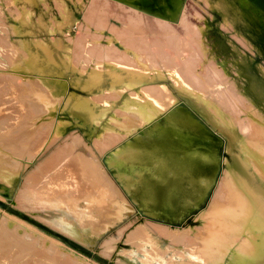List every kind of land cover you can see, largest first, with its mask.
Segmentation results:
<instances>
[{
	"label": "rangeland",
	"instance_id": "1",
	"mask_svg": "<svg viewBox=\"0 0 264 264\" xmlns=\"http://www.w3.org/2000/svg\"><path fill=\"white\" fill-rule=\"evenodd\" d=\"M17 16L21 17V21ZM161 22L173 29L172 31L189 46L186 54L175 50V46L172 48V35L166 28L161 27ZM138 27L142 33L137 30ZM196 29L203 40L204 52L200 51V46L194 41ZM54 41L62 43L61 46H57ZM20 49H23L24 53ZM171 57L172 59H169ZM32 59L38 62L33 63ZM185 59L190 63H184ZM25 60H29V63ZM199 61L202 62L201 68L198 67ZM41 63L43 69L40 67ZM190 67L193 68L192 71ZM130 69L135 71L131 72ZM93 70V74L97 76L90 74ZM111 71L121 73V81H115L110 76ZM175 72H178L180 77L182 75L181 79ZM131 73L135 74L132 76ZM197 73L201 75L198 76ZM206 73L208 75L206 80H211L203 83L200 78L207 76ZM185 75L192 79V89L187 90V87L181 84L182 78L188 80ZM93 76L104 80L103 84L92 86L91 83L95 79ZM56 78L66 81L64 86L67 85L69 88L67 95L60 93L63 84H55ZM41 81H44L48 88ZM196 82L199 84H195ZM114 83L120 92L113 95L117 98L101 100L104 90L111 88ZM207 83L215 87L209 86L213 89L208 90L207 100L200 101L201 96L192 90H202ZM160 85H164L168 94L175 99L171 107L182 106L188 109L214 136L219 137L224 151L230 146L229 137L209 120V110L215 112L219 109L220 103L217 102L227 101L236 121L234 131L244 139L246 136L243 129L252 124L250 121L255 122L249 114L257 111L264 119V0H0V112L3 113L0 115V130H7L6 132L13 137L7 138L6 143L17 142L20 137L26 138L29 134H37L41 126H49L52 122L40 123V119L49 116L52 106L62 100L59 103L60 110L56 112L58 120L56 135L47 139L32 161H29L28 154L20 158L23 169L13 186L9 187L0 182V185L9 189L0 190V209L34 226L43 234L96 264L151 263L147 253L149 254L152 247L139 236L141 226L158 239L160 257L163 260L173 264H184L183 259L187 262L193 259L196 264H212L200 261L192 255L188 248L190 245L188 240L181 242L163 233L164 229L160 225H169L168 220L165 222L161 216L150 214L148 209L137 203L134 196L128 192L123 183L126 181L119 177L120 175L139 177L140 172H143L139 167L141 164L133 165L134 167L123 161L119 166L110 164L112 151L128 140L135 139L137 134L147 130L150 123L157 118L161 122L164 121L162 116L166 111L163 106L169 98H163V101L147 99L149 107L151 106L150 110L148 108L145 114H134L133 118L123 114L122 109L131 94L135 92L140 94L148 87ZM44 87L47 89H43ZM52 90L56 91V96ZM86 98L90 99L95 112L102 109L108 111L103 119L90 125H86L84 121L86 112L90 109H86ZM6 103L11 106L6 107ZM150 103L156 105L152 106ZM248 105L253 107L254 111H249ZM157 108L161 113H158ZM230 116L229 112L225 119L229 120ZM137 118L141 120H133ZM240 123L243 125L242 128ZM107 126H113L120 138L118 141L100 144L97 142L98 136L105 132ZM250 127L247 128L246 135L251 134L255 141L259 140L264 144V133L259 132L264 127L259 128L257 124ZM253 127H256L255 130ZM77 138L80 140L76 141ZM39 142L35 141L34 144L39 145ZM71 144H75V147ZM232 145L234 146L232 152L235 148L244 159L250 158L246 151L241 149L240 144ZM63 149L66 155L59 159ZM79 157L81 159L77 162L81 174L76 177L74 166L71 164ZM228 160L229 164L234 165L231 155ZM93 162L92 170L87 164L91 165ZM42 164L43 167L40 168ZM161 164L157 162L151 167L154 170L159 169ZM251 168L253 167L250 166ZM104 169L127 199L128 209L125 210L126 206L118 205L116 199L112 198L110 190L104 186L102 175L108 177ZM168 170L167 173L174 174L171 168ZM220 172L218 180L222 175V169ZM35 173L41 175L33 181L30 175ZM255 174L258 176L257 172ZM154 175L160 174L154 171ZM94 185H97V188ZM217 188L218 182L211 188L201 206L192 211V214L195 213L194 216H199L209 209ZM6 192L11 198L5 195ZM188 199L187 203L195 201ZM13 209L17 211L15 215ZM122 215V220H116ZM259 219V225H263L264 218ZM112 223L115 224L110 227ZM152 223L154 227L159 228L155 230ZM196 224L202 226L204 221ZM106 227L110 228L99 234ZM176 227L181 229L178 225ZM160 231L162 232L159 233ZM196 232L194 228L191 236H195ZM240 243L236 242L234 247ZM255 244V247H260L261 251H264V236L257 238ZM11 247L13 252H10V256V253L7 255L5 250L0 249L1 259L8 256L5 264H24L26 258L24 254L16 253V246ZM231 255L232 252L225 255L224 264H229ZM22 256L24 259L19 261ZM27 256L30 257L27 264H53L55 259L48 257H43L44 260L37 259L32 253ZM252 258L253 254L241 258L239 264H264V257L257 262ZM55 261V264H61L59 259Z\"/></svg>",
	"mask_w": 264,
	"mask_h": 264
},
{
	"label": "bare ground",
	"instance_id": "2",
	"mask_svg": "<svg viewBox=\"0 0 264 264\" xmlns=\"http://www.w3.org/2000/svg\"><path fill=\"white\" fill-rule=\"evenodd\" d=\"M180 9H181V7H180ZM24 12H23V14H24ZM67 18H69V17H67ZM17 19L20 20L21 17H18ZM28 24H30V23H28ZM160 24H161L162 28H166L167 31L170 32L169 34L172 35V38H171V41L173 44L172 48H174V46H175V48H176L175 50H178L180 53L183 52V54L184 53L186 54V52L190 49L189 46H187L181 40L179 35H176L175 32L172 31L173 29L169 28L163 22H161ZM139 27H140V25H139ZM139 27L137 28V30L139 29L140 33H142V31ZM131 28L132 27H130V29ZM135 33H136V31H135ZM194 33H195L194 34L195 35L194 41L200 46V48H201V49L199 48L200 51L202 50V52H204L203 51V45H202L203 40L200 36L198 29H196ZM15 42H13V43H15ZM19 42L22 44L21 41H19ZM37 42H39V41H37ZM59 42H60V40H59ZM13 43H12V47H13ZM61 44L56 43L57 46L58 45L61 46ZM26 45H28V44H26ZM26 45H25V47H26ZM36 47H39V46H36ZM71 47L72 46H70V48ZM17 48H19V46ZM178 51H176V52H178ZM21 52L24 53V50L22 49ZM26 52L27 51H25V53ZM179 52H178V54H179ZM23 55H25V54H23ZM35 55H37V54H35ZM71 56H72V54H71ZM17 57H18V55L16 56V58ZM19 59H21V58H19ZM169 59H172V57ZM169 59H168V61H169ZM32 60H31V62H32ZM36 60H37V58H36ZM121 60L125 61V59H121ZM151 60H152V58H151ZM182 60H184V57ZM25 61L28 62L29 60H25ZM188 61L186 62V59H185L184 63L185 62H186V64L190 63ZM37 62L34 61L33 63H37ZM119 62H121V61H119ZM148 62H150V61H148ZM164 62H166V61H164ZM143 64H144V61H143ZM33 65H36V64H33ZM71 65H69V66L71 67ZM41 66H43L42 63L40 64V67ZM135 66H137V65H135ZM188 66H189V64H188ZM201 66H202V62L199 61L198 67L201 68ZM74 67H76V66H74ZM195 67H196V65H195ZM221 67L222 66H219V68H221ZM72 68H73V66H72ZM176 68L178 69L179 67L177 66ZM41 69H43V68L41 67ZM122 69L127 70V68H122ZM190 69L192 71L193 68L190 67ZM190 69H188V70H190ZM215 69H216V67H215ZM39 71H40V69H39ZM129 71L133 72L135 70L130 69ZM41 72L42 71H40V73ZM93 73H94V70L90 74H93ZM96 73H98V71ZM175 73H178V72H175ZM193 73H194V71H193ZM38 74H39V72H38ZM81 74H83V73H81ZM134 74L135 73H133V75ZM194 74H196V72ZM199 74L197 73L198 76H199ZM14 75H16V73ZM93 75H96V74H93ZM131 75H132V73H131ZM178 75H179V73H178ZM206 75H207V73H206ZM90 76H92V75H90ZM110 76H112L114 79H116V78L122 77V74L119 73L118 71H111ZM185 76L188 78V80H186V78L185 79L182 78L181 84L183 86L187 87V90H188V88L192 89L191 88V87H193L191 84L193 82V81H191L192 79L191 78L189 79V77L187 75H185ZM21 77H23V76H21ZM93 77H95V76H93ZM93 77H91V78H93ZM144 77L145 76H143V78ZM178 77H180V75ZM181 77H182V75H181ZM181 77H180V79H181ZM207 77H208V75L205 77L202 76L201 78L200 77L199 78L201 79V82L204 83L205 81L207 82V80L208 81L211 80V79L206 80ZM41 78H43V77H41ZM95 78H97V77H95ZM180 79H178V80H180ZM44 81H41V82L44 83ZM195 81H196V79H195ZM46 82H47V80H46ZM54 82H55V84H57V83L60 85L63 84V86H61V89L57 85L60 89L59 90L60 93L63 92L66 95H67V93H69L68 86L67 85L64 86V84H66L65 83L66 81L64 82V80H58L56 78ZM30 83H28V84H30ZM197 83L198 82H196L195 84H197ZM45 84L46 83H44L43 85H45ZM181 84H180V86H181ZM190 84H191V86H189ZM2 85H4V84H2ZM202 85L204 86V84H202ZM199 86H198V88H200ZM209 86H213V85H211V83H210V85H208V83H207L206 86L203 87L202 90H199V89L198 90H194V89L192 90L194 92L197 91L196 93H198L201 96L202 100H200V98H198V100L203 101L206 99L207 95L209 94L208 90L212 88V87L210 88ZM21 87H22V85H21ZM25 87H27V86H25ZM51 87H52V85H51ZM53 87H54V84H53ZM214 87H215V85L213 86V88ZM11 88H13V87H11ZM47 88L44 87L43 89H47ZM113 88L114 87H112L111 89H113ZM192 91L190 90L191 93H192ZM207 91H208V93H207ZM46 92H47V90H46ZM55 92L53 91L54 95L56 96ZM50 93H52V92H50ZM57 94L59 95V92ZM131 95L132 96L128 98L127 103H126V109L129 113H132L131 116H133L134 114H137L138 111H140V113H142V114L143 113L145 114V112H147L146 110L148 108L150 110L151 106L149 107V105H148L149 103L147 102V99H157L158 101H160L163 98L164 99L169 98L168 102L164 106L162 105L164 107L163 108L164 111H166L165 115L162 116L164 118V121L161 122L157 118L156 121L150 123V126L148 127L147 130L145 129V131L137 134L135 136V139L128 140L127 142H125L124 146L119 149V153H117V154L114 153L115 155H117V156L114 155V157H113L115 161H112L110 163L111 165H115V166L118 165L119 166L121 161H123V162L130 164V165L132 164V167H134L135 165H140V164L142 165V166H139L142 169L141 171H143V172H140L139 177L134 178V177L129 176V175H126V176L120 175V177H119V179H123L124 181H126L123 183L125 184V187L127 188L128 192L134 196V200L137 203H139L140 205L145 206L148 209V212L150 214L159 215L164 219V221L168 220V222L170 223L169 225H163V224L160 225L164 229V231L162 230L163 233L165 232L167 235L173 236L174 238L178 239L181 242H185L186 240H188L189 244H190L188 247L190 253L192 255H195L200 261H207V262H211L212 264H224L223 258L225 257V255L228 252L229 253L232 252V255L229 257V264H239V261H240L239 259L249 257V255H251V254H253L252 259L255 260V262L259 261V259L261 257H264V251H261L262 249L260 247H255L256 246L255 241L257 238H261L262 235L264 236V224L259 225V223H258V222H260L259 217L264 218V144H261L259 142V140L255 141L256 139H253L250 136L251 134L246 135V131H247V128H249L251 125L253 126V125L257 124L259 128L261 126L264 127V119H263L262 115H260L257 111L249 114L251 119H253L255 122L250 121L252 124H249L247 128L245 127L246 129H243V132L245 131L244 134L246 136L243 139L239 135L238 132L234 131V128L236 126V121L233 118V115L231 113V110L229 109V105H228L227 101H224L221 99L222 100L221 102H217V103H220L219 109L216 110L215 112H212L211 110H209V120L219 130L225 132L229 137L230 146L228 148H225V151H224V150H222V143H221L219 137L214 136L201 121H199L198 119H196L194 117V115L188 109H185L182 106H177L175 108L171 107V105L174 104L175 99L173 97H171L170 94H168V91L166 90V87L164 85L148 87V88L144 89V91L142 92V95H140V96L137 94H131ZM209 97H210V95H209ZM211 97H213V95H211ZM16 98H18V97H16ZM52 98H54V97H52ZM109 98H111V97H109ZM194 98H196V96ZM59 99H62V98H59ZM208 99H210V98H208ZM88 101H87L88 104L84 101L86 103V109L87 110L89 109V106H90L89 105L90 101L89 102ZM60 102H62V100L57 102L55 104V106H52V108L53 107L54 108L53 109L51 108L49 116L40 119V123H42V122H44V123L52 122V123H49L50 124L49 126L48 125L41 126V128H40L39 132H37V134H34V135L29 134L26 136V138L20 137L17 142H13V143L9 144V143H6V141H7V138L13 139L12 135L8 134L6 132L7 130H5V129L0 130V182H3L2 184L5 183L9 187L13 186V184L16 182V180L18 179V177H19V175L23 169V164H22L20 158L22 156H24L25 154H28L29 161H32L34 159V157L36 156V154L44 146L43 144H45L47 139H50L51 137L53 138V136L56 135V133L58 132V130H57L58 120L56 118V112L58 110H60L59 109V103ZM152 103H150L152 106L156 105V104H152ZM7 104L8 103H6V107L11 106V105H7ZM20 105H22V104H20ZM24 105H23V108L25 109ZM49 105H51V104H49ZM45 106H46V104H45ZM250 107L251 106L248 105V108H249L248 110L254 111V108L253 107L250 108ZM217 108H218V105H217ZM160 109H162V107ZM77 110H79V109H77ZM91 110H93V109L91 108ZM157 111H158V108H157ZM164 111H162V112H164ZM85 112H86V110H85ZM89 112L90 113L88 115H85L86 119L84 118L86 125L87 124L89 125L88 117L89 116L91 117L93 114L92 111H89ZM91 112H92V114H91ZM159 112L161 113V111H158V113ZM229 112L231 114L230 119L226 120L225 115L228 114ZM86 113H88V112H86ZM95 113L96 112H94V115L96 116ZM0 115H3V113L0 112ZM131 116H130V118H131ZM234 117H236V115ZM91 120H94V118ZM128 120L130 121V119H128ZM135 120H138V118ZM140 120H138V121H140ZM151 120H153V119H151ZM237 122H239V120ZM133 123L136 124L137 122H133ZM241 123H240V126L242 128L243 125H241ZM255 128L253 127L254 130H255ZM132 130L134 131L135 129H132ZM250 130H251V127H250ZM254 130H252V133L254 132ZM114 131H115V129H114ZM259 132H262L260 134H263L264 128H263V130L260 129ZM110 138H111L110 135H107V136L101 135L99 137L98 141L100 142L103 140L104 142L107 143V142H109ZM113 139H114V137H113ZM78 140H80V139L77 138L76 141H78ZM35 141H38V142L40 141L39 145L38 144L35 145L34 144ZM116 141H118V140H116ZM237 143L240 144L241 149L243 151L245 150L246 154L250 158L244 159L240 155L239 150L235 151V148H234L233 152L231 151L232 146H233L232 144H237ZM71 145L72 146L74 145V147H75V144H71ZM64 149L62 150L63 154L60 155L59 159H63L64 156L66 155V152ZM149 149H151V151H149ZM229 155H231L233 157L234 162H235L234 165L229 164V160H228ZM86 158H88V157L86 156ZM80 159L81 158L79 157V159L75 160L74 162L72 161L73 163L71 164L74 166V170H75L74 172H75L76 177H78L81 174L78 170V162H77V161H80ZM118 160H120V161H118ZM46 161H49V160H46ZM157 162L162 163V164H161L159 169L154 170V168H152L151 166H153V164H155ZM87 166L91 167L93 170L94 162L91 165H89V163H88ZM250 166H252L253 168L250 169ZM42 167H43V164L41 165L40 168H42ZM170 168L174 171V174H172V175L167 173V170ZM44 169H45V167H44ZM221 169H222V175H221L220 179L218 180V174H219ZM72 170H73V168H72ZM154 171L159 172L160 175L159 176L154 175ZM256 172L258 173V176L255 174ZM105 173L108 177L102 175V179L104 181V186L110 190L112 198L114 197L116 199L115 201L118 203V205L120 204L124 207L126 206L125 210L128 209L129 203H128L127 199L125 198V196L122 195L121 191L115 185L114 181H112V179L109 177L106 170H105ZM170 173H172V171ZM168 174L170 176H168ZM40 175H41V173H40ZM37 176H38L37 173L31 174L30 178H31V180L35 181V180H37V178H39V176L38 177ZM89 178H91L90 175H89ZM217 182H218L217 192L214 194V196L212 198L209 209L206 212L201 213L199 216H194L195 213L192 214V211L195 208L201 206L200 204L206 200V198L208 197L209 191L211 190V188L214 185L217 184ZM99 185H101V184H99ZM4 188L7 191L9 190L8 188H6V186L4 187V186L0 185L1 191ZM54 192L55 191H53V193ZM5 195L7 197H10L9 196L10 194H8L7 192ZM10 198H8V199H10ZM187 198L192 199V201H194V200L195 201L193 203L188 202L189 203L188 204L187 200H186ZM97 200H99V199H97ZM3 203L7 204L5 202H3ZM59 205H60V203H59ZM132 208H133V206H132ZM13 212H14V215L17 213V211L15 209H13ZM186 215H188L189 217H187ZM122 218H123V215L119 219H116V220L120 221V220H122ZM201 220L204 221V224L202 226H197L196 223H198ZM114 224L115 223H112L110 225V227ZM184 224L185 225L187 224V226H185ZM176 225H178L181 229H178V227H176ZM93 226L94 225H92V227ZM152 226L155 230L159 228L158 226H157V228L154 227V224ZM110 227L104 228L102 230V232H100L99 234L105 233L107 231V229ZM194 228H196V230H197L196 235L191 236V231H193ZM162 231H160L159 233H161ZM135 235L138 236L137 234H135ZM139 236H142L147 241V243L152 247V250L149 252V254L147 253L148 258L150 259L149 261L151 262L149 264H173L171 262H167V261L163 260L160 257L161 256V250L159 248L158 239L156 237L150 235L149 232L143 226L140 227ZM254 239H255V241H254ZM236 242H241V243L234 247V244H236ZM13 245L16 246V248H15L16 253L22 254V255L24 254L23 256L26 257L24 259L22 256L21 259L19 260V261H21L23 258L24 264H27L28 260H30L29 259L30 257L28 258V256H27L30 253L35 254L37 259H43L44 260L45 257H48L50 259L55 258L53 264H55V262H56L55 260H58V259H59V261H61V264L62 263L63 264H96L93 261H91L90 259L78 254L77 252L73 251L69 247L63 245L62 243L55 241L54 239L43 234L42 232L37 230L34 226L29 225L26 222H23V221L19 220L18 218H16L15 216H13V215L5 212L4 210L0 209V249L5 250L6 254L8 255L10 252H13V250H12L13 247H11ZM250 245L252 246V248H250ZM5 255L3 257H5ZM10 255H11V253L9 254V256ZM14 255H17V254H14ZM7 257H5L4 259H1V257H0V264H5L6 263L5 259ZM216 258H218L217 261H216ZM15 259H17V258H15ZM51 261H53V260H51ZM183 263L184 264H196L193 261V259L188 261V262L185 261V259H183Z\"/></svg>",
	"mask_w": 264,
	"mask_h": 264
},
{
	"label": "crops",
	"instance_id": "3",
	"mask_svg": "<svg viewBox=\"0 0 264 264\" xmlns=\"http://www.w3.org/2000/svg\"><path fill=\"white\" fill-rule=\"evenodd\" d=\"M95 70H97V69H95ZM100 73V72H99ZM120 78H122V77H119V78H116L117 80H120L121 81V79ZM116 79H114L115 81H116ZM103 82H104V80H102L101 81V79L99 78H95L94 79V81H93V83H91L92 84V86H101L102 84H103ZM112 87H114L113 89H111ZM112 87L111 88H108L107 89V91L106 90H104V92H103V95H102V99L101 100H103V101H105V100H108L109 99V97H113V95H115V94H119L120 92H118L117 91V89H116V87H115V83L112 85ZM110 89V90H109ZM114 90V91H113ZM134 94H137V95H142V93H140V94H138V93H134ZM109 96V97H108ZM113 98H117V96L116 97H113ZM87 99V98H86ZM89 100V98L87 99V101ZM90 101V100H89ZM88 101V102H89ZM89 108L91 107V103H89ZM92 108V107H91ZM91 108L87 111L88 113H87V115L90 113L89 111H92L93 112V114H92V112H91V114H92V116L90 117H88V119H89V125L92 123V122H94L95 120L97 121V120H101V119H103V117H105V115L107 114V109H102V110H100L99 112H96L95 114H96V116L94 115V109L93 110H91ZM122 109L124 110L123 112H121V113H123V114H125V115H127V116H131L132 115V113H129L128 111H127V109H126V105L125 106H123L122 107ZM104 112V113H103ZM138 113H140V111H138L137 112V114ZM98 115V116H97ZM102 115V116H101ZM134 116V115H133ZM132 117V116H131ZM94 118V120H91V119H93ZM128 120V119H127ZM135 120V119H134ZM129 121V120H128ZM88 125V124H87ZM111 127V128H110ZM114 129L115 128H113V126H107L106 128H105V132H103L102 134H100L99 136H98V140H99V137L101 136V135H110L111 136V138H110V140H109V142H114L115 140H118L119 138H120V136H119V134H117V132H116V129H115V131H114ZM113 137H114V139H113ZM98 143H100V144H105L106 142H104L103 140L102 141H97ZM125 144V143H124ZM124 144H122V145H120L116 150H114V151H112V155H111V159H110V162H112V161H115L114 160V155L115 154H117V153H119V149L121 148V147H123L124 146ZM115 153V154H114ZM117 156V155H116ZM120 156V155H119ZM118 161H120V160H118ZM122 173V172H121Z\"/></svg>",
	"mask_w": 264,
	"mask_h": 264
}]
</instances>
